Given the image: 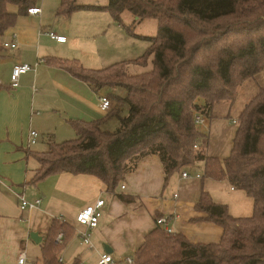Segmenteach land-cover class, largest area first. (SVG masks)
Instances as JSON below:
<instances>
[{
	"label": "trees",
	"instance_id": "trees-1",
	"mask_svg": "<svg viewBox=\"0 0 264 264\" xmlns=\"http://www.w3.org/2000/svg\"><path fill=\"white\" fill-rule=\"evenodd\" d=\"M8 4L15 5L17 11H9ZM35 4L36 0H0V37L18 15ZM83 9L106 10L115 21L121 20L124 11L140 21L155 19L154 36H137L148 46L134 62L145 66L150 61L151 67L130 75L128 63L98 70L68 66L94 90L124 89V96L109 89L107 94L128 111L120 115L110 107L103 119L73 122L76 137L60 142L50 139L51 156L34 178L61 172L90 174L100 179L107 191L114 192L144 156L160 158L165 183L174 171L190 170L201 163L203 178L226 180L253 199L252 215L232 217L225 205L213 202L202 190L195 209L206 214L204 220L222 228L219 242L194 244L156 224L134 252L132 264H264V0H108L106 6L60 0L57 14ZM197 23L205 24V30L213 26L211 38L204 42L212 47V62L196 60L192 54L196 46L189 47L186 32L195 31ZM76 70L95 76L84 77ZM259 73L262 82L256 93L235 116L229 155L223 159L207 156V136L198 129L193 115L198 113L206 119L217 116L215 104L224 101L231 106L237 88ZM198 98L204 103L196 102ZM114 117L119 124L116 130H102L105 120ZM116 196L130 201L122 193ZM55 238L46 240L37 264H64L58 261L64 238L59 242Z\"/></svg>",
	"mask_w": 264,
	"mask_h": 264
},
{
	"label": "crops",
	"instance_id": "crops-1",
	"mask_svg": "<svg viewBox=\"0 0 264 264\" xmlns=\"http://www.w3.org/2000/svg\"><path fill=\"white\" fill-rule=\"evenodd\" d=\"M59 2L54 0L52 7L45 9V0H36L34 6L40 7V14L18 15L14 25L0 37V264H8V257L15 254L18 264L19 253L25 250L27 254L26 247L32 242L40 245L41 253L46 240L62 232L65 233L62 236L64 245L58 256L63 263L70 258V264L75 261L93 264L101 254L107 253L104 250L107 245L112 250L108 254L118 264H123L124 258L133 257L145 237L156 228L155 216H169L167 227L171 232L182 234L191 243L219 242L222 228L204 220L206 214L195 209L201 191H206L213 202L225 205L228 214L235 218L252 215L253 199L226 180L203 178V175L183 180L182 169L171 173L165 183L163 166L157 155L140 158L135 169L125 175L114 192L107 191L104 183L90 174L61 172L34 178L38 169L36 154L49 148L50 139L60 142L75 138L73 122H95L109 111L100 108L99 98L104 96V90H94L75 77L67 65L93 70L95 62L109 58L103 56L104 46L101 49L95 45L98 40L94 34L104 41L113 25L112 16L106 10L94 9L57 14ZM107 3L108 0L91 5L106 6ZM129 14L127 19L131 25H140L142 20ZM124 15L125 11L121 13V21ZM93 20L98 21L87 22ZM72 23L81 26L87 23L83 27L95 33L79 45L76 34L71 33ZM47 29L65 36L66 41L51 39L46 34ZM133 33L136 37H150L142 31ZM137 38L148 46L146 40ZM9 41L16 42V47H3V43ZM143 54L120 62L136 64L135 60ZM35 62H38L35 70L22 74L16 86H11L12 67L17 63ZM99 69H103L102 66ZM235 118L228 121L226 117L214 116L206 119L204 127H198L208 139L204 149L207 156L223 159L229 155L236 131ZM30 129L36 130L38 137L35 144L28 147ZM194 169L189 171L192 173ZM168 183L174 189L170 195L164 192ZM121 184L124 189H120ZM16 193H23L28 200L41 198V203L35 209L21 210ZM118 193L130 201H121L116 196ZM99 196L104 199V207L98 225L91 231L93 247L88 248L80 243L78 231L82 226L75 218L84 206L92 204ZM31 232L38 234L39 243L30 238Z\"/></svg>",
	"mask_w": 264,
	"mask_h": 264
},
{
	"label": "rangeland",
	"instance_id": "rangeland-1",
	"mask_svg": "<svg viewBox=\"0 0 264 264\" xmlns=\"http://www.w3.org/2000/svg\"><path fill=\"white\" fill-rule=\"evenodd\" d=\"M38 1L40 2L42 0H38ZM102 2H107V0H78L77 1L78 4H90V5L91 4L99 5ZM53 3H54V0H45V9H49V7H52ZM7 9L10 11H14L17 8L13 4H8ZM105 14H106V16H109V15H107L108 14L107 12ZM129 16H130V14L127 11H125V15L122 17L123 18L122 21L121 20L115 21L113 18H111V22L113 25H111V30H110L108 36L104 39V41H102V39L100 38L99 35L94 34L95 35L94 37L98 40L95 45L100 47L101 49L104 46L103 56L105 58L106 57H109V58L104 59V62H95V64L92 66L93 70L99 69L100 66H102V68H104V67H108L110 65L117 64V63H127V62H120V61H128V60H130V58L138 57V55H141L143 52H145L147 44L144 41H142L141 39L137 38L136 35H134L135 33H133V32L139 33L140 31H142L143 33L150 35V36L155 35L156 34V20L147 18V19H143L142 22L140 23V25H133L132 26L130 19H127ZM96 21H98V20L87 21V22L90 23V22H96ZM67 23H69V22H67ZM85 24H87V23H82L83 26ZM115 25L119 26V28L114 29ZM83 26L75 25V23H72V25H71V28H72L71 33L76 34L77 39L80 41L79 45L86 43L87 39L90 38L93 33H95V32H92L90 30H87ZM212 27L213 26L208 27L205 30V24L200 25L197 23L195 31L186 32L187 33L186 36H188V39L190 42L189 47L191 48L193 46H196V49L193 50L192 54L194 55L196 60H200L201 62H212L213 61L212 56L214 53L212 51V47L211 46L207 47L206 45H204V42L211 38L210 28H212ZM204 30H205V32H204ZM48 32H51V31L48 30ZM107 42L109 45H107ZM212 46H214V42L212 43ZM201 55H202V57H200ZM116 61H119V62H116ZM67 66H69V65H67ZM72 67H74V66H72ZM150 67H151V62H148L147 65H145V66H138L136 64H132V65H128L126 67V71L130 75L131 74H138V73H142V72L147 71ZM74 69H76V67ZM76 71L79 72L84 77L90 78V77L95 76L93 73H84V72L79 71V70H76ZM260 82H262V74L259 73L256 76L247 79L244 82L245 84L243 86L241 85L240 87L237 88V96H236L234 103L231 106H228V104H227L228 102L226 103L224 101H221V102L215 104L214 110H215V113L217 115V118L218 119H224L225 116H228V118H226V119L228 121H231V119L234 118L236 115H238V113L241 111L245 102L248 101V99L254 93H256V91L258 89V85ZM107 89H109V90H112V89H110V88H104L103 89L104 95L107 96L111 100V102H110L111 108L109 107L110 108L109 110L114 111V112H118L120 115H126L127 111H128L127 106H124L121 103L114 101L111 98V96L109 94H107V92H108ZM111 92H113L117 95H120V96L125 95V90L122 88H115ZM196 102L203 104L204 99L198 98V99H196ZM105 123L106 124H103L101 126L102 130L115 131L119 125L118 121L115 117L111 118L110 120L106 121ZM198 127H200V126H198ZM202 127H204V126L202 125ZM74 137H76V135ZM49 150L50 149L47 148L44 152L36 154V158L38 159V169H37L35 175L39 174L44 169V167H45L44 162L46 160H48L51 156L49 153ZM184 169H186V168H183L182 170H184ZM192 169H194V168H192ZM193 171H194V172H192L193 174L198 172L197 174L202 176V174H201L202 165L199 164ZM173 191H174V189L172 187H170V184L168 183L165 187L164 192L167 195H170V194H172ZM26 251H27V254H26L27 258H26L25 264H35V262L37 261V258H39L41 256L40 245L35 244L33 242L29 243L26 247ZM63 254H64V252H63ZM131 258L133 259V257H131ZM68 259L69 260H66L67 262H64V264H70L69 262L71 261V259L70 258H68ZM15 260H16V254L13 257L9 256L8 257V264H16Z\"/></svg>",
	"mask_w": 264,
	"mask_h": 264
},
{
	"label": "built area",
	"instance_id": "built-area-1",
	"mask_svg": "<svg viewBox=\"0 0 264 264\" xmlns=\"http://www.w3.org/2000/svg\"><path fill=\"white\" fill-rule=\"evenodd\" d=\"M41 9L37 6H31L27 8L26 13L29 15H38L40 14ZM46 34L51 38L56 40L57 42H65L66 37L63 35L55 34L54 32H46ZM13 37L14 34H13ZM3 47L5 48H14L16 47V42L9 41L4 42ZM38 62H35L34 64H28V63H17L12 67L11 75H10V83L11 86H16L18 83V80L22 74H25L29 71H34L36 65ZM100 102V108L102 110H108L110 107V100L106 96H101L99 98ZM194 123L197 126L205 125L206 118L198 113H195L193 115ZM38 137V132L36 130L30 129L28 132L27 137V146H32L35 144ZM181 178L183 180L189 179L191 177L199 178L200 175L195 173L192 174L189 169H184L181 172ZM125 186L121 184L120 189H124ZM174 196H176L174 194ZM18 206L21 210H32L37 208L41 203V198H33V199H26L23 193H16ZM104 207V199L99 196L92 204H88L84 206L76 215L75 221L82 226V229L78 231V237L80 239V243L82 245L87 246L88 248H92L93 245L91 243V231L96 228V226L99 223V220L102 216V210ZM169 216H161L160 218H157L155 223L158 226L163 227L167 232H171V230L167 227ZM62 238V233H58L56 236V242H59ZM26 259V252L25 250H22L18 257H17V263L18 264H24ZM264 260V259H263ZM59 262H62V258H58ZM133 259L131 257L124 258L123 264H132ZM93 264H118L114 258L111 256V254L103 253L100 255V257L93 263Z\"/></svg>",
	"mask_w": 264,
	"mask_h": 264
},
{
	"label": "water",
	"instance_id": "water-1",
	"mask_svg": "<svg viewBox=\"0 0 264 264\" xmlns=\"http://www.w3.org/2000/svg\"><path fill=\"white\" fill-rule=\"evenodd\" d=\"M30 238L36 243L40 242V237L38 236V234L36 232H31L30 233ZM104 250L107 253L112 251L111 248L109 246H107V245L104 246Z\"/></svg>",
	"mask_w": 264,
	"mask_h": 264
}]
</instances>
